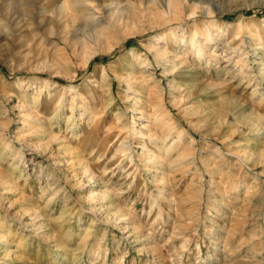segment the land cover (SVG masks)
<instances>
[{"label":"rangeland","instance_id":"374dc122","mask_svg":"<svg viewBox=\"0 0 264 264\" xmlns=\"http://www.w3.org/2000/svg\"><path fill=\"white\" fill-rule=\"evenodd\" d=\"M263 68L264 0H0V264H264Z\"/></svg>","mask_w":264,"mask_h":264},{"label":"bare ground","instance_id":"6f19581e","mask_svg":"<svg viewBox=\"0 0 264 264\" xmlns=\"http://www.w3.org/2000/svg\"><path fill=\"white\" fill-rule=\"evenodd\" d=\"M113 14V13H112ZM110 15L111 17H113L114 18V16L115 15ZM205 35V39L207 40V39H209V36H210V33L208 32V31H206L205 33H204ZM190 45L192 46V47H194V48H198V47H200L202 44L199 42V41H197V39L195 38V34H193V36H192V38H191V42H190ZM163 50H156V53L158 54V55H160V56H162L163 55ZM138 58H140L139 56H138ZM147 60V57L146 58H142V61H146ZM88 61H89V59H88ZM263 72H264V68H263ZM77 94V93H76ZM83 103V102H82ZM83 107V106H82ZM173 144V143H172ZM172 144L170 145V146H172Z\"/></svg>","mask_w":264,"mask_h":264}]
</instances>
